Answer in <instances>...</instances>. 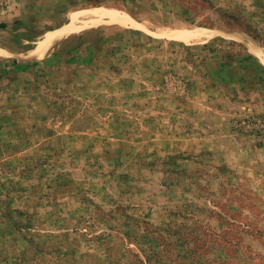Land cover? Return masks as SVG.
Segmentation results:
<instances>
[{
  "label": "rangeland",
  "instance_id": "obj_1",
  "mask_svg": "<svg viewBox=\"0 0 264 264\" xmlns=\"http://www.w3.org/2000/svg\"><path fill=\"white\" fill-rule=\"evenodd\" d=\"M177 2L85 73L0 74V264H264V0Z\"/></svg>",
  "mask_w": 264,
  "mask_h": 264
},
{
  "label": "crops",
  "instance_id": "obj_2",
  "mask_svg": "<svg viewBox=\"0 0 264 264\" xmlns=\"http://www.w3.org/2000/svg\"><path fill=\"white\" fill-rule=\"evenodd\" d=\"M175 3L177 0H1L0 52L6 54L0 55V74L25 69L51 74L60 68L85 73L104 54L105 33L150 36L154 34L151 26L165 28L168 20L176 19ZM168 8L174 12L167 14ZM47 50L46 56H39Z\"/></svg>",
  "mask_w": 264,
  "mask_h": 264
},
{
  "label": "bare ground",
  "instance_id": "obj_3",
  "mask_svg": "<svg viewBox=\"0 0 264 264\" xmlns=\"http://www.w3.org/2000/svg\"><path fill=\"white\" fill-rule=\"evenodd\" d=\"M95 15L97 17H99V16L103 17L102 14L96 13ZM118 19H119V22H122V23H125V24H129L127 21L123 20L124 18L123 19L118 18ZM132 24H134V23H132ZM218 33H220V32L219 31H212V30H208V29H196V30L194 29V30H191V31H189V30L174 31L173 30V31H171L170 35H171V38L174 39V40L181 41V42H190V41H194V40H200V39H203V38H209L210 39L211 37H213L215 35H218ZM0 53H2V52H0ZM47 53H48V50L46 52H44V53L42 52V54L39 55V56H46Z\"/></svg>",
  "mask_w": 264,
  "mask_h": 264
},
{
  "label": "trees",
  "instance_id": "obj_4",
  "mask_svg": "<svg viewBox=\"0 0 264 264\" xmlns=\"http://www.w3.org/2000/svg\"><path fill=\"white\" fill-rule=\"evenodd\" d=\"M34 65H36V64H34ZM22 71H24V72H25V71H27V69H25V70H22ZM260 121L264 123V120H263V119H260ZM262 129L264 130V127H262Z\"/></svg>",
  "mask_w": 264,
  "mask_h": 264
}]
</instances>
